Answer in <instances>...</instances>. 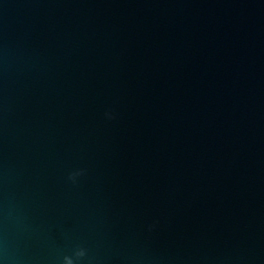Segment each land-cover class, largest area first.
<instances>
[{"label":"water","instance_id":"water-1","mask_svg":"<svg viewBox=\"0 0 264 264\" xmlns=\"http://www.w3.org/2000/svg\"><path fill=\"white\" fill-rule=\"evenodd\" d=\"M78 247L264 264V0H0V264Z\"/></svg>","mask_w":264,"mask_h":264},{"label":"clouds","instance_id":"clouds-1","mask_svg":"<svg viewBox=\"0 0 264 264\" xmlns=\"http://www.w3.org/2000/svg\"><path fill=\"white\" fill-rule=\"evenodd\" d=\"M109 119L112 118L110 113L105 114ZM85 174V170H75L68 174L67 179L72 182L73 184H76L78 181V178L83 176ZM87 257V249L84 247H78L74 250V253L72 256L65 255L62 258L61 264H79L80 261L84 260V258Z\"/></svg>","mask_w":264,"mask_h":264}]
</instances>
